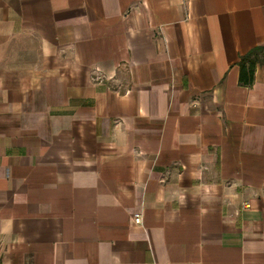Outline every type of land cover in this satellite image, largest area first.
<instances>
[{"label":"crops","instance_id":"0c3cea01","mask_svg":"<svg viewBox=\"0 0 264 264\" xmlns=\"http://www.w3.org/2000/svg\"><path fill=\"white\" fill-rule=\"evenodd\" d=\"M259 46L264 0H0V264H264Z\"/></svg>","mask_w":264,"mask_h":264},{"label":"trees","instance_id":"16d2710c","mask_svg":"<svg viewBox=\"0 0 264 264\" xmlns=\"http://www.w3.org/2000/svg\"><path fill=\"white\" fill-rule=\"evenodd\" d=\"M264 46L254 47L248 53L240 57L238 62V84L249 87L254 80V71L257 65L263 64Z\"/></svg>","mask_w":264,"mask_h":264},{"label":"built area","instance_id":"2783aa9c","mask_svg":"<svg viewBox=\"0 0 264 264\" xmlns=\"http://www.w3.org/2000/svg\"><path fill=\"white\" fill-rule=\"evenodd\" d=\"M132 220H133V223L136 224V225L141 223V218H140L139 214L133 215V219Z\"/></svg>","mask_w":264,"mask_h":264}]
</instances>
